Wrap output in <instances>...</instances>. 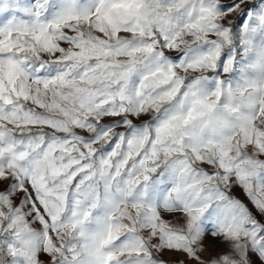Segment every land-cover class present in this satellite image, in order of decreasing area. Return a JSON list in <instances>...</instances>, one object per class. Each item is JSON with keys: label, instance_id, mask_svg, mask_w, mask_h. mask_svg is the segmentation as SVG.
Returning a JSON list of instances; mask_svg holds the SVG:
<instances>
[{"label": "snow or ice", "instance_id": "6c2138e0", "mask_svg": "<svg viewBox=\"0 0 264 264\" xmlns=\"http://www.w3.org/2000/svg\"><path fill=\"white\" fill-rule=\"evenodd\" d=\"M165 253L264 264V0H0V264Z\"/></svg>", "mask_w": 264, "mask_h": 264}, {"label": "rangeland", "instance_id": "374dc122", "mask_svg": "<svg viewBox=\"0 0 264 264\" xmlns=\"http://www.w3.org/2000/svg\"><path fill=\"white\" fill-rule=\"evenodd\" d=\"M237 195L241 198H244L242 193L238 192ZM162 259L166 262V264H179V262L184 260L185 258L183 256H176L172 253H165L162 256Z\"/></svg>", "mask_w": 264, "mask_h": 264}]
</instances>
